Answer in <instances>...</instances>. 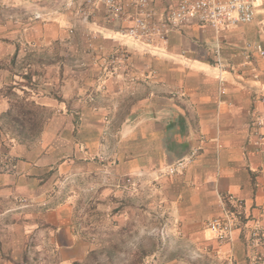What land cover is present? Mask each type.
<instances>
[{"label":"crops","instance_id":"0c3cea01","mask_svg":"<svg viewBox=\"0 0 264 264\" xmlns=\"http://www.w3.org/2000/svg\"><path fill=\"white\" fill-rule=\"evenodd\" d=\"M65 1L0 0V63L17 54L9 67L22 66L28 80L7 79L25 82L21 93L40 118L27 142L0 137V155L11 159L3 168L0 158V225L10 232L24 222L57 264H73L93 247L80 211L97 206L111 215L133 189L141 196L146 189L152 221L163 227L153 239L163 264H248L246 230L254 220L264 224V142L260 150L254 144L255 123L264 119V57L243 53L248 44L264 47V6L254 23L217 32L192 21L172 31L166 47H151L121 35L102 6L82 22L63 12ZM151 3L165 19L169 0ZM118 50L131 54L129 67L103 74L105 54ZM6 98L0 93V113L10 108ZM193 154L183 173H159ZM228 194L245 207L233 241L221 245L206 223L232 209L222 201Z\"/></svg>","mask_w":264,"mask_h":264},{"label":"rangeland","instance_id":"374dc122","mask_svg":"<svg viewBox=\"0 0 264 264\" xmlns=\"http://www.w3.org/2000/svg\"><path fill=\"white\" fill-rule=\"evenodd\" d=\"M256 6H264V0H256ZM101 50L100 52L105 53L103 49ZM26 51L28 50L26 49ZM7 52L8 49L5 53ZM109 55L110 53H106L103 58V74H108L110 71L111 73L115 72L114 65L108 59ZM14 58L17 59V54H9L0 63V73L3 76L7 75V77L4 76L6 78L3 80L4 84L0 88V93L10 99L8 112L0 113V122H3V126L0 128V137L6 142H9L12 137L14 140L27 142L38 134L37 127L40 118L33 103L27 102L26 94L21 93L25 82H18L22 78L28 80L29 76L24 74L25 70L23 71L22 66L13 65L11 69L9 67ZM78 66L85 67L86 63L79 62ZM9 73H15L19 77L16 81L17 85L13 86L8 81ZM15 90L23 97H11ZM9 157L7 153L0 155L3 168L11 163ZM154 183L156 182L150 180L149 186H156ZM145 190L143 189V196H141L139 191L133 189L130 196L123 198H129L128 200L118 202L115 208L109 210L111 215L107 210H97V206L89 211L86 209L80 211L82 227L87 234V242L93 247L87 257L78 262L79 264H156V261L160 264L164 263L160 250L161 242L159 246L157 242H153V239H157L156 237L163 231L162 223L159 228L156 226L157 221H152V216L155 214L151 211V193L150 190ZM113 198L118 201L122 197L113 195ZM21 202L26 204V201ZM164 215L162 211L159 222H162ZM2 217L5 215H0V218ZM19 218L22 216L20 215ZM16 224L15 231L10 230V232H8L9 228L5 223L0 225V264H57L45 253V243L39 240L38 235H35L34 229H29L30 233L25 232L27 225L24 230V222L20 221ZM155 252L158 253L159 258L153 257ZM196 257V255L193 256V258Z\"/></svg>","mask_w":264,"mask_h":264},{"label":"built area","instance_id":"2783aa9c","mask_svg":"<svg viewBox=\"0 0 264 264\" xmlns=\"http://www.w3.org/2000/svg\"><path fill=\"white\" fill-rule=\"evenodd\" d=\"M104 8L105 18L110 23H119L121 35L133 40L141 41L147 46L162 45L166 47L169 35L175 29L197 21L202 27H211L217 32L227 28L251 24L256 21L258 10L256 0H169L166 18H161L158 10L152 7L151 0H66L63 12L74 11L82 22H88L98 11ZM36 20L48 19L42 13L35 14ZM74 33V28L69 31ZM99 36L89 37V47H92ZM249 51L256 52L264 57V47L260 43L248 44L243 55L249 59ZM217 64L221 70L227 67L220 62L221 49L218 46L214 51ZM114 65V73L126 69L131 60L127 51L118 50L110 52L108 57ZM264 101V98H263ZM264 119L255 123V147L260 150L264 142ZM195 155L183 158L159 172L163 176H175L183 173L194 161ZM223 203L227 201L232 209L225 208L223 215L214 217L206 223L207 228L213 232L222 245L232 242L237 223V213L244 207V201L232 194H228ZM246 258L248 264H264V224L260 219L254 220L246 230ZM230 264H236L230 261Z\"/></svg>","mask_w":264,"mask_h":264},{"label":"trees","instance_id":"16d2710c","mask_svg":"<svg viewBox=\"0 0 264 264\" xmlns=\"http://www.w3.org/2000/svg\"><path fill=\"white\" fill-rule=\"evenodd\" d=\"M74 264H79L78 262L74 263Z\"/></svg>","mask_w":264,"mask_h":264}]
</instances>
